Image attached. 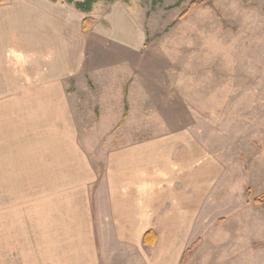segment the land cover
<instances>
[{
    "label": "crops",
    "instance_id": "crops-1",
    "mask_svg": "<svg viewBox=\"0 0 264 264\" xmlns=\"http://www.w3.org/2000/svg\"><path fill=\"white\" fill-rule=\"evenodd\" d=\"M93 8L85 13L67 2L56 5L54 0H3L0 4V98L14 99V104L11 99L0 104V119L14 117L0 122V264H183L200 226L221 224L218 216L201 211L205 207L210 211L229 208L213 182L230 173V164L224 166L216 155L209 164L215 169L210 185L196 188L192 194L191 216L182 221L165 215L174 200L168 201L156 190L171 178L176 168L173 157L178 163L191 152H217L211 147L213 142L198 141L186 128L170 132L176 137L174 143L161 142L165 128L159 134L156 127L152 134H115L114 149L99 152V156H92L93 151L85 146L71 117L70 95L64 86L67 76L77 75L85 66L87 70L90 64L94 67L89 71L103 87L109 77L107 70L113 73L114 68V82L127 86L123 119L118 99L121 88L114 84V130L122 119L127 124L122 128L148 129L141 123L144 117H138L136 123L129 117L132 100L140 99L137 112L143 113L148 110L147 97L157 105L165 93L163 80L151 82V77L164 78V74L154 68L152 76L142 67L151 64V58L119 56L126 53L124 48L131 45L128 39L135 36L129 14L106 6L105 17L92 16L94 24L84 32L81 22ZM117 29H128V35L121 36ZM125 60L134 67L124 78L125 69L130 70L121 67ZM26 64L44 65L42 87L36 88V94L45 100L30 109V118L23 116L22 103ZM187 143V150L182 149ZM149 146H156V152L151 154ZM204 173L202 170L198 180ZM39 224L41 230L32 227ZM150 230L156 234L153 248L142 242ZM152 239L148 234L147 243ZM193 253L194 249L186 264H191Z\"/></svg>",
    "mask_w": 264,
    "mask_h": 264
},
{
    "label": "rangeland",
    "instance_id": "rangeland-1",
    "mask_svg": "<svg viewBox=\"0 0 264 264\" xmlns=\"http://www.w3.org/2000/svg\"><path fill=\"white\" fill-rule=\"evenodd\" d=\"M54 1L59 5L67 0ZM178 1L161 0L152 7L151 0H116L112 5L100 0L90 14V17L104 18L106 6L127 12L135 23V36L128 39L131 45L119 56L127 60L128 57H149L151 64L142 65L146 73L153 76L156 68L164 74V78L151 77L152 83L163 80L165 92L157 105L150 96L147 97L145 109L152 111L137 112L140 99L132 100L135 110L133 112L131 105L129 117L134 123L140 120L138 117H144L140 122L148 129L122 128L127 126L122 122L127 115V86L122 88L119 82H114L117 74L113 68V73L107 70L109 77L105 78L107 83L102 87L89 71L94 67L90 64H87V70H84L85 66L77 75L64 79L73 110L71 117L75 119L78 134L86 141L85 146L93 151L92 156L114 149L115 134L123 132L129 136L141 131L152 134L156 127L161 131L159 134L165 128L161 142L174 143L176 137L170 132L181 128H186L189 136L192 133L204 144L213 142L211 147L217 152H191L178 163L176 156L173 157L172 161L179 169L175 168L167 183L156 190L163 192L168 201L174 200L165 215L183 221L191 216L188 208L196 188H206L215 176V169L211 170L209 166L214 157L217 155L224 166L230 164V176L225 174L213 182L219 189L218 195L225 196L224 202L229 208L210 211L205 207L201 211L218 216L221 224L200 226V234L189 243L183 264L192 249L191 264H264V205L251 201L264 193V0H195V3L183 0L177 6ZM55 22L59 23L57 19ZM116 31L127 36L129 30ZM138 31L143 37V45L141 36L137 37ZM89 58L90 55L87 62ZM127 60L121 67L133 69L132 63L126 65ZM43 67L42 64L23 66V116L30 118V109L45 100L36 94L39 90L36 88L42 87L39 82ZM132 69H125L123 77ZM114 84L121 88V94L117 93V96L121 112L123 110L118 130H114V112L111 111L114 109ZM4 99L10 103L11 98L5 97L0 98V104ZM11 103L14 104L13 98ZM6 120H14V117L0 119V122ZM27 122L30 123L23 120V123ZM182 131L180 134L184 133ZM188 146L189 143L182 149L187 150ZM149 149L151 154L156 152V146H149ZM202 170L205 173L198 180ZM189 187L193 189L188 190ZM247 188L251 190L249 197L245 192ZM225 220L229 222L224 223ZM32 227L41 230V224ZM42 243L39 240V244Z\"/></svg>",
    "mask_w": 264,
    "mask_h": 264
},
{
    "label": "trees",
    "instance_id": "trees-1",
    "mask_svg": "<svg viewBox=\"0 0 264 264\" xmlns=\"http://www.w3.org/2000/svg\"><path fill=\"white\" fill-rule=\"evenodd\" d=\"M3 0H0V4L2 3ZM98 1L100 0H81V1H74V0H67L66 2L69 3V4H72L74 6L75 9H77L78 11H81V12H85V13H89L92 8H93V5L95 3H97ZM107 2H113V1H116V0H105ZM152 1V7L156 6L157 4L160 3L161 0H151ZM183 0H179L176 5L177 6H180L182 4ZM192 3H195V0H192L191 1ZM94 24V19L90 16L88 17H85L82 22H81V29L84 31V32H87L91 27L92 25ZM250 188H247V190L245 191L246 192V195L249 197L250 196V191L249 190ZM253 203L255 204H260V205H264V193H262L261 195L259 196H255L254 198H252L251 200ZM148 234H151L153 239L147 243L146 241V237ZM143 243L145 244H148L150 247H153L155 245V242H156V234L153 232V231H147L144 236H143V240H142Z\"/></svg>",
    "mask_w": 264,
    "mask_h": 264
}]
</instances>
